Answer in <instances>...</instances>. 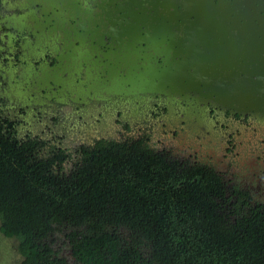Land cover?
I'll use <instances>...</instances> for the list:
<instances>
[{"label":"flooded vegetation","instance_id":"1","mask_svg":"<svg viewBox=\"0 0 264 264\" xmlns=\"http://www.w3.org/2000/svg\"><path fill=\"white\" fill-rule=\"evenodd\" d=\"M249 78L264 91V0H0V118L72 158L143 139L264 201V97L222 96Z\"/></svg>","mask_w":264,"mask_h":264},{"label":"trees","instance_id":"2","mask_svg":"<svg viewBox=\"0 0 264 264\" xmlns=\"http://www.w3.org/2000/svg\"><path fill=\"white\" fill-rule=\"evenodd\" d=\"M45 144L0 118V234L19 264H264V201L211 169L143 139L74 158Z\"/></svg>","mask_w":264,"mask_h":264},{"label":"water","instance_id":"3","mask_svg":"<svg viewBox=\"0 0 264 264\" xmlns=\"http://www.w3.org/2000/svg\"><path fill=\"white\" fill-rule=\"evenodd\" d=\"M192 16L198 21V22H203V21H207L206 20V14L205 13H202V14H197L196 12L195 13H193L192 14ZM209 36L208 35H206V38H207V40L209 39L208 38ZM253 38H255L256 36H252ZM201 39L203 38V37H200ZM261 40V42H262V39H260ZM204 52L203 51H200V50H198V55L199 54H203ZM256 72H258L256 69H255V72L254 73H256ZM175 77V75L173 74V73H171V72H169V71H167V72H164V75H159L157 78L158 79H161L162 81H166L167 83H171V82H173V80L172 79H168V78H174ZM151 80H153V79H151ZM244 80V79H243ZM241 81V84H239V83H237V84H235V85H231V87H233V88H237V91L236 90H230L229 92H227V91H224V94H222V96H223V98H225V99H228V100H233V101H243L242 100V98H240L241 96L239 95V93H240V90H242L243 89V87L245 88L244 90H245V93L248 91L249 92V95H250V97H255V96H257V94L259 93V96L260 97H264V91L262 90V89H258V87L255 85V81L254 80H251L250 78L249 79H247V80H245V81ZM251 81V82H250ZM256 82H258V80L256 81ZM259 82H260V80H259ZM151 84V82H147V83H145V85H150ZM258 85V84H257ZM253 86H255L256 88H252V89H249L248 87H253ZM240 88V89H239ZM239 91V93H237ZM248 92H247V94H248ZM227 93H229V94H227ZM226 94V95H225ZM255 95V96H254ZM259 96H257V97H259ZM259 99V98H258ZM264 99V98H263Z\"/></svg>","mask_w":264,"mask_h":264},{"label":"rangeland","instance_id":"4","mask_svg":"<svg viewBox=\"0 0 264 264\" xmlns=\"http://www.w3.org/2000/svg\"><path fill=\"white\" fill-rule=\"evenodd\" d=\"M261 193L262 189L256 190ZM20 255L15 248V240L0 234V264H19Z\"/></svg>","mask_w":264,"mask_h":264}]
</instances>
